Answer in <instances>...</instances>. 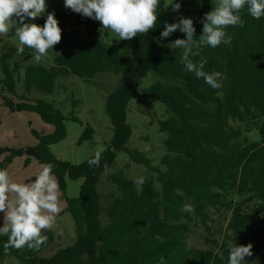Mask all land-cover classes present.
<instances>
[{"label": "trees", "instance_id": "obj_1", "mask_svg": "<svg viewBox=\"0 0 264 264\" xmlns=\"http://www.w3.org/2000/svg\"><path fill=\"white\" fill-rule=\"evenodd\" d=\"M174 2L183 5L185 0ZM212 6L211 0H204L197 11L193 21L196 41L202 34L205 13ZM53 13L61 28V40L53 47L62 44L65 51L55 55L50 67L28 64L23 77L26 93L19 95L20 71L34 53L25 47L23 54L17 55L18 46H3L0 98L11 112H37L54 129L45 132L33 128L36 143L6 149L0 168L6 169L16 156L26 154L25 165L35 157L43 166H51L62 191L67 177L84 178L79 195L66 198L76 237L71 245L44 256L55 240L52 230L44 231L47 240L39 250L4 249L8 237L0 236V259L22 264H157L164 257L166 264H227L234 242L251 243L252 255L246 257V264H264V17L254 19L245 8L241 12L244 26L226 29L232 38L229 46H190L192 62L205 61V71L223 73L221 87L213 89L194 73L183 71L179 60L182 50L170 47L175 39L185 38L184 33L177 29L160 37L165 24L178 22L167 0H160L156 25L148 33L114 43L95 37L103 28L98 20L84 19L68 7ZM82 31L85 36H81ZM9 35H15L14 29ZM150 71L176 81L157 80L140 89V79ZM103 72L123 74L105 106L114 136L101 152L98 166L88 164L94 155L81 163L63 160L50 146L65 138L66 119L79 121L78 117L65 115L43 98L32 101L28 94L33 89L53 93L61 76L73 74L91 80ZM133 98L145 105L160 101L167 107L168 116L159 121L166 133L167 151L160 165L128 145L131 129L126 113ZM93 132L88 125L80 141L91 138ZM118 151L146 165L156 173V179L146 177L138 188L122 169L107 174L105 178L121 194L103 206L98 184ZM182 205H191L192 211L182 212ZM213 211L225 215L223 230L215 229ZM193 224L202 225L208 246L189 244Z\"/></svg>", "mask_w": 264, "mask_h": 264}, {"label": "rangeland", "instance_id": "obj_2", "mask_svg": "<svg viewBox=\"0 0 264 264\" xmlns=\"http://www.w3.org/2000/svg\"><path fill=\"white\" fill-rule=\"evenodd\" d=\"M170 4L171 0H167V5L170 6ZM60 7H65L63 0H46V11L43 16ZM200 7L201 3H199L198 0H185V3L180 5L178 10H173V18L175 21H179L181 17L192 18L194 21ZM43 16L36 18L34 22L39 24ZM83 18L87 19L88 17L83 16ZM81 36H85L84 31L81 32ZM95 37L110 43H114L119 39L115 33H111L105 28L100 29ZM8 45L19 46L17 37L15 35L10 36L9 32L0 35V56L2 47ZM63 51H65V46L60 44L53 47V50H49L39 61L33 58L34 54L25 61L20 71L21 79L17 81V93L19 95L26 93L23 77L24 69L28 64H42L46 67H50L54 65L55 55ZM122 76L123 74L121 73L103 72L91 80H86L77 75L70 74L68 76H61L57 79L53 93H44L37 89H33L31 93L28 94V98L32 101L43 98L53 102L65 115L75 114L79 119V121L66 119L65 124L67 132L65 138L50 146L51 151L57 157L72 163H81L93 156L100 149L104 150L108 147L109 142L114 136V130L111 119L106 113L105 106L108 95L117 88ZM157 80H163L167 83L176 81L174 78H164L150 71L146 76L140 79V89L148 87ZM8 96H10V94ZM141 107L145 108L148 112L142 111ZM167 116V107L164 103L160 101H151L148 105H145L137 98L130 100L129 109L126 113L127 122L131 129L128 145L143 151L146 156L152 160L154 165H160L162 157L167 152L164 144L166 133L163 132L159 126L160 119H164ZM88 125L93 128V135L91 138L80 141ZM33 128L49 132L54 129V126L46 123L41 116L34 111L11 112L0 98V161L5 154L8 153L6 149L34 145L36 143V138L32 134ZM26 157V154L16 156L8 165L6 169L9 173L10 181L31 183L32 177L38 174L43 167L35 157H32L30 163L25 165ZM119 169L124 170L125 175L135 183L138 178L145 179L146 177H153L156 179V173L149 171L146 165L132 161L127 152L118 151L114 164L105 170L98 184L103 206H107L114 197L121 194L117 186L105 178L107 174ZM83 180L84 178H66L65 191L61 190L60 195L61 211L56 214L55 223L51 229L55 233V240L50 248L43 253L44 256H51L60 248L67 247L75 241V222L71 213L66 210V198L79 195ZM136 185L140 188L139 183H136ZM156 186L158 188L161 187L158 181H156ZM12 196H14V194H11L10 198H12ZM5 215L6 212H0V223L3 222ZM212 216L214 218L213 224L215 229L223 230L227 222L225 215L213 211ZM103 221H106V217L104 216ZM205 235L206 231L202 225L193 224L188 242L191 246L206 247L208 245L205 243ZM0 264L22 263L13 259H0Z\"/></svg>", "mask_w": 264, "mask_h": 264}, {"label": "clouds", "instance_id": "obj_3", "mask_svg": "<svg viewBox=\"0 0 264 264\" xmlns=\"http://www.w3.org/2000/svg\"><path fill=\"white\" fill-rule=\"evenodd\" d=\"M64 6L83 16L98 20L101 27L115 33L119 40H130L141 33H148L157 22V7L160 0H63ZM203 4L204 0H198ZM212 8L205 13L202 21V34L194 40L196 28L192 18L181 17L177 23L165 24L160 37L169 36L174 30L185 34L170 45L182 50L179 60L184 65L183 71L194 73L202 78L209 87H221L223 73L204 70L205 61L197 63L189 59L190 46H208L215 48L221 44L229 46L231 35L228 26L243 27L241 12L254 19L264 17V0H211ZM173 10L180 8L179 2L171 0ZM46 0H0V35L14 29L19 41L17 55H22L25 47L33 50V58L39 61L53 45L61 40V28L53 12H48L44 23L34 21L44 15ZM103 149L97 151L88 160L89 166H98ZM136 183L143 184L138 178ZM14 194L12 198L10 195ZM61 190L50 165H44L31 183L10 181L7 169L0 168V212H6L0 223V236L7 235L4 249L27 247L39 250L47 236L45 230H51L56 214L61 211ZM182 212H191V205H182ZM157 239H161L157 237ZM252 255V245L232 243L228 250L227 264H246V257ZM157 264H166L160 257Z\"/></svg>", "mask_w": 264, "mask_h": 264}]
</instances>
